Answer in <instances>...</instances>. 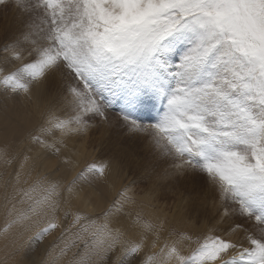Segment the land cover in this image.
<instances>
[{"label": "snow or ice", "instance_id": "1", "mask_svg": "<svg viewBox=\"0 0 264 264\" xmlns=\"http://www.w3.org/2000/svg\"><path fill=\"white\" fill-rule=\"evenodd\" d=\"M0 10V264H264V0Z\"/></svg>", "mask_w": 264, "mask_h": 264}, {"label": "rangeland", "instance_id": "2", "mask_svg": "<svg viewBox=\"0 0 264 264\" xmlns=\"http://www.w3.org/2000/svg\"><path fill=\"white\" fill-rule=\"evenodd\" d=\"M7 18H8V22L10 24L14 25V23H15L14 14L11 11L8 12ZM4 23H5L4 12L2 10H0V38H2V36H3L2 29H3ZM89 151H91V146H89ZM0 219L3 220L2 214H0ZM191 247H195V241H193Z\"/></svg>", "mask_w": 264, "mask_h": 264}, {"label": "bare ground", "instance_id": "3", "mask_svg": "<svg viewBox=\"0 0 264 264\" xmlns=\"http://www.w3.org/2000/svg\"><path fill=\"white\" fill-rule=\"evenodd\" d=\"M3 226V220L0 219V227Z\"/></svg>", "mask_w": 264, "mask_h": 264}]
</instances>
